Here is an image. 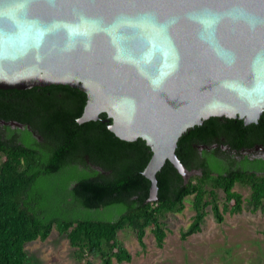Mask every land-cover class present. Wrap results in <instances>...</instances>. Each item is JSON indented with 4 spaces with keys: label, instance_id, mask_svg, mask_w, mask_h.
<instances>
[{
    "label": "water",
    "instance_id": "1",
    "mask_svg": "<svg viewBox=\"0 0 264 264\" xmlns=\"http://www.w3.org/2000/svg\"><path fill=\"white\" fill-rule=\"evenodd\" d=\"M50 85L85 94L77 123L145 142L154 201L166 161L201 174L175 154L187 129L264 113V0H0V90Z\"/></svg>",
    "mask_w": 264,
    "mask_h": 264
},
{
    "label": "trees",
    "instance_id": "2",
    "mask_svg": "<svg viewBox=\"0 0 264 264\" xmlns=\"http://www.w3.org/2000/svg\"><path fill=\"white\" fill-rule=\"evenodd\" d=\"M44 88L0 90V120L30 125L42 138L0 124V264H31L25 244L45 241L53 230L67 239L77 264L130 262L118 232L130 229L145 248L149 229L162 247L166 218L182 213L187 198L194 215L181 231L183 240L200 232L208 210L218 223L224 212L264 210V160H236L227 151L220 159L214 155L219 149L207 153L211 163L196 157L198 146L217 144L238 155L256 144L264 147V113L256 124L222 116L187 129L175 154L187 170L201 174L185 182L166 161L156 173L157 198L148 201L150 182L142 170L151 152L145 142L122 141L100 120L77 123L85 94L64 85ZM51 88L56 90L48 94ZM86 158L109 175L77 170ZM236 185L247 187L249 196L235 191Z\"/></svg>",
    "mask_w": 264,
    "mask_h": 264
},
{
    "label": "rangeland",
    "instance_id": "3",
    "mask_svg": "<svg viewBox=\"0 0 264 264\" xmlns=\"http://www.w3.org/2000/svg\"><path fill=\"white\" fill-rule=\"evenodd\" d=\"M41 186L46 189L48 184ZM234 190L244 198L250 193L247 187L239 185ZM193 215L190 198H187L182 213L166 218L162 247L156 245L149 229L144 237L145 248L139 246L130 229L119 231L118 239L132 258L130 262L113 261V264H264V210L224 212L220 223L208 210L200 232L183 240L181 231L187 228ZM24 248L31 264H77L67 239L55 230L45 241L36 240L25 244ZM93 262L101 264L99 259Z\"/></svg>",
    "mask_w": 264,
    "mask_h": 264
},
{
    "label": "flooded vegetation",
    "instance_id": "4",
    "mask_svg": "<svg viewBox=\"0 0 264 264\" xmlns=\"http://www.w3.org/2000/svg\"><path fill=\"white\" fill-rule=\"evenodd\" d=\"M32 89V88H31ZM45 88L44 87H37V89H34L35 92H44ZM29 90V89H28ZM56 88H51V90L48 91V94H51V92L55 91ZM57 96L58 97H64L65 95L61 92H57ZM99 120L102 122V120L104 119H100ZM208 120V119H207ZM10 122V121H9ZM17 122V121H16ZM103 123V122H102ZM106 125V123H103ZM203 124V123H202ZM24 125V124H23ZM25 128L24 129H27L28 131H30V133L38 140V141H42V138L41 136H39L31 127L30 125H24ZM27 126H29V128H27ZM12 128V127H11ZM12 129H15V128H12ZM17 129V128H16ZM24 129H21V130H24ZM147 147V146H146ZM219 151H216L214 152L215 150H218ZM206 151V153L204 152ZM227 151L228 153L226 154L227 156L229 155L230 157H233L235 158L236 160H240L241 158H245L247 157V159L249 160H264V147L262 145H254L253 147L251 148H247V149H244V150H241L240 151V155L237 154V152H229L228 149L226 147H223V146H219L218 148V145L217 144H214L210 147H207V146H198V150H197V159L199 160V162H208V163H211V161L214 159V157L210 156L209 154L207 153H211V152H214V155L217 156L218 158L222 159L224 152ZM77 170H83L85 169L87 172L91 173L93 171H97L99 172L101 175L103 176H107L109 175L110 172L108 171H105L103 170L102 168H100L99 166L97 165H94L92 164L87 158H86V164L83 165H78L76 167ZM192 171H198L200 172L199 170H195L193 169ZM201 173V172H200ZM257 173H262V172H257ZM73 184V183H72Z\"/></svg>",
    "mask_w": 264,
    "mask_h": 264
}]
</instances>
